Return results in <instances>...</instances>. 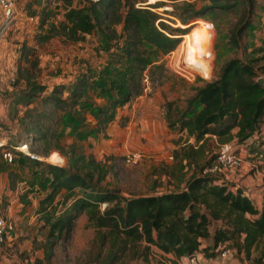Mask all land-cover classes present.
Returning a JSON list of instances; mask_svg holds the SVG:
<instances>
[{
  "label": "rangeland",
  "instance_id": "374dc122",
  "mask_svg": "<svg viewBox=\"0 0 264 264\" xmlns=\"http://www.w3.org/2000/svg\"><path fill=\"white\" fill-rule=\"evenodd\" d=\"M137 1L135 0L134 5ZM185 2L194 11H200L208 4L207 0H161L152 5V11L158 13L160 20L173 29L181 28L184 34L190 30V27L183 28L181 20L172 15L176 13L186 18L185 24H190L191 31L194 30L183 37V34L177 35L180 41L176 48L161 59V67L154 69L152 76L146 77L148 79L144 82L145 90L142 95L155 99L157 108L154 111L158 117L153 118L161 122V125L155 126L154 121H137L139 112L135 113L132 127L135 124L138 135L127 143L121 140V136L119 137L118 128L128 126L130 115L125 112L136 98L117 110L115 119L105 130L85 141H76L72 131L60 122L64 112L62 109L44 103L41 99L42 96L52 94L53 89L58 87L60 89L56 96L68 100L70 86L83 76L89 78L97 76L102 67L109 62L111 52H115L117 43L122 44L123 40L119 39L117 42L115 39L112 40V45L107 50L102 36L94 30L76 42L60 36L40 42L39 34L45 32L50 22L63 21L67 10L87 6L88 3L80 0L19 2L17 17L0 47V141L5 143L3 148L21 146L20 151L24 154H15L12 162L8 163L3 159L0 149V213L4 214L7 221L6 236L0 245V264H137L145 261V251L142 248L144 243L136 249L131 250L130 247L122 251L118 259L112 260L108 243L102 242L101 232L106 230L103 228L99 231L90 225L85 214L76 218L69 232L64 230L61 235L57 233L50 235V227L45 217L54 220L61 216L70 208L74 197L66 200L64 192H60L52 203L44 206L45 210L40 209L39 200L49 193L50 177L45 163L66 166L72 143L76 144V152L91 155L96 161L108 167L106 177L97 182L95 176L93 183L102 190L115 191L123 198L164 193L173 190L180 182L179 176L186 169L183 167L179 171L180 164L175 157V151L180 150L181 145L186 142L194 143V139H187L185 132L180 131L176 120L178 114L187 108V101L194 95L193 88L217 79L228 60L248 59L252 49L264 42V0H256L253 13L248 15L245 14L246 7L238 5L226 12L205 11L203 15L197 16L194 11L186 12L182 9ZM30 16L36 17L30 20L27 18ZM43 16L47 17V20L41 29ZM244 17H248V22L255 27L245 28L238 46H231L229 44L231 31L241 26ZM200 24L208 28H197ZM114 27L118 34L123 33L122 24ZM184 38L186 41L182 44ZM190 46L193 53L194 47L201 50L203 68L200 73L183 71L185 66L182 60L189 59L187 55ZM33 60L37 62L36 67L32 66ZM149 71L150 69L146 73ZM18 74L23 77L32 75L46 86V90L28 105L17 103V97L25 88L23 79L17 78ZM87 97L97 104H104L103 99L95 97V92L91 88L87 90ZM86 119L87 129L92 128L91 117L86 115ZM35 125L38 126V133L29 130ZM44 130L49 135L47 134L44 139H38ZM51 132L53 136L50 135ZM262 138L261 135L259 141H262ZM208 145L210 152L205 153L204 161H207L218 148L215 141H210ZM250 146V144L245 146V143L236 144V152L242 158L241 166L220 172L224 176L238 175L246 171L245 177H248L246 190L252 186H264L262 158L264 145L260 149L263 152L262 157L258 159L251 157ZM28 147L33 153L41 155L44 163L36 165L27 159L25 153L26 150L29 153ZM56 147L61 148L67 156L64 158ZM46 149L47 154L44 152ZM51 151L58 153L48 157ZM127 152L140 153V160L135 164L125 163L124 154ZM75 194L78 195L77 190ZM104 207L105 204L100 205L101 210ZM217 225H220V222H213L210 225L211 232ZM210 244L211 240H202V246ZM226 244L229 249L227 257L231 254L238 264H252L253 258L264 254V239L255 250H252L250 258L247 259L237 248L230 250L233 247L232 241ZM47 249L50 250L48 257ZM146 255L148 264H173L172 262H176L177 259L173 254L160 253L153 246ZM216 258H221L219 253ZM261 264H264V260Z\"/></svg>",
  "mask_w": 264,
  "mask_h": 264
},
{
  "label": "trees",
  "instance_id": "16d2710c",
  "mask_svg": "<svg viewBox=\"0 0 264 264\" xmlns=\"http://www.w3.org/2000/svg\"><path fill=\"white\" fill-rule=\"evenodd\" d=\"M207 1L208 4L200 11H194L186 2L182 9L201 16L205 11L226 12L244 5L245 14L248 15L253 13L256 6V0ZM134 2H87V6L67 10L63 21L50 22L45 32L39 34L40 42H46L54 36L76 42L97 30L107 50L112 40H123L122 44L117 43L109 62L97 76H83L70 86L68 100L56 96L60 89L58 87L53 89L52 94L41 98L44 103L64 111L60 122L72 131L76 141L96 137L115 119L120 107L141 96L145 90L144 82L148 79L146 77L152 76L153 70L161 67V59L179 43L180 37L177 35L183 34V37L191 31V25L185 24L186 18L180 14L172 13L181 20L183 28L190 27L185 34L181 28L173 29L165 24L158 13L148 8H136ZM46 20L45 16L41 18V29L46 25ZM241 21V26L231 31V46H238L245 28L255 27L248 22V17ZM119 24H122L121 34L114 27ZM197 28L208 27L200 24ZM31 63L36 67L37 62L33 60ZM148 69L150 71L147 74ZM26 72L29 73L28 70ZM17 78H22L25 83L17 103L28 105L46 90V86L32 75L23 77L18 74ZM258 78H262V84L258 83ZM89 88L95 92L96 98L104 100V104H97L87 97ZM193 89L195 93L187 101V108L178 112L176 120L187 139H194V143L186 142L180 150L175 151L180 164L179 171L183 167L186 169L180 174V182L176 187L160 194L131 198H123L115 191L102 190L93 183V179L96 176L97 182L103 180L108 167L91 155L76 152V144L72 143L66 166L45 163L50 177L49 193L40 198V209L45 210L44 206L52 203L60 192H64L66 200L74 197L70 208L61 216L54 220L45 217L50 235H61L64 230L69 232L76 218L85 214L90 225L99 231L103 228L106 230L101 232V237L102 242L108 243L112 260L118 259L122 251L130 247L131 250L136 249L142 243L145 261L137 264H148L146 252L151 246L160 253L173 254L176 258L202 254L203 257L207 256L204 259L210 260L216 259L217 254L220 256L224 250L229 251L226 243L230 241L233 244L230 250L237 248L246 259L250 258L252 250L264 239V191L259 207L242 188L227 182L220 172L203 174L202 171L216 156L215 152L207 161L203 160L205 153L210 152V141H215L217 146L227 142H236L238 145L245 143L246 146L247 141L251 140V157H262L260 149L264 139L259 141V133L264 119V42L252 49L248 59L228 60L217 79ZM86 115L91 117L92 128L87 129ZM37 128L35 125L29 130L38 133ZM46 132L44 130L38 139L49 135ZM50 135L53 136V132ZM55 149L63 157L67 156L61 148ZM28 150L29 154L42 158L29 147ZM44 152L47 154L48 150ZM54 153L58 152L51 151L48 157ZM25 157L36 165L44 163ZM76 190L78 195L75 194ZM101 204H105L103 210L100 209ZM213 222H220V225L211 232L209 227ZM207 239L211 240V244L202 246V240ZM49 255L50 250L47 249V257ZM263 260L264 254H261L253 258L252 264H261ZM172 263L177 264L175 261Z\"/></svg>",
  "mask_w": 264,
  "mask_h": 264
},
{
  "label": "built area",
  "instance_id": "2783aa9c",
  "mask_svg": "<svg viewBox=\"0 0 264 264\" xmlns=\"http://www.w3.org/2000/svg\"><path fill=\"white\" fill-rule=\"evenodd\" d=\"M63 1H77V0H63ZM87 2H106L108 0H84ZM161 0H138L135 3L136 8H148L153 10L152 5ZM16 1L15 0H0V42L6 36L7 32L11 29V26L16 18ZM33 20L34 17H28ZM4 142L0 141L1 155L3 159L11 163L15 157V154L22 153L18 150L19 145L11 146L10 148H3ZM24 154V153H22ZM26 156L31 159H37L35 156ZM141 158V154L138 152H127L124 154V162L127 164H135ZM242 158L236 152V148L233 142H227L218 146L216 156L211 164L203 169V174L217 173L222 171H229L237 169L241 166ZM7 221L4 214L0 213V245L4 242L6 236ZM227 251L224 250L220 253V257H226ZM186 264H206L202 254H196L192 257L185 258Z\"/></svg>",
  "mask_w": 264,
  "mask_h": 264
},
{
  "label": "crops",
  "instance_id": "0c3cea01",
  "mask_svg": "<svg viewBox=\"0 0 264 264\" xmlns=\"http://www.w3.org/2000/svg\"><path fill=\"white\" fill-rule=\"evenodd\" d=\"M16 1V10H17V5L19 4L20 1L22 0H15ZM18 13V10H17ZM17 17V16H16ZM34 17V16H32ZM36 17V16H35ZM34 17V18H35ZM28 18V17H27ZM3 45V39L0 42V47ZM124 108V107H123ZM157 108L156 104H155V99L154 98H150L147 95H141L140 97L136 98L134 103L131 104V107L128 109V111H126L125 113H127L128 115H130V122L128 124L127 127L124 128H118L119 130V137L121 136V140L125 143L128 142V140H134L137 137V129L135 128V124L132 127V123H133V116L135 117V113L139 112V116L136 117V120L140 122L143 121H148V122H153L154 121V125L156 126L158 124V126H160L161 122L157 121V119H154L153 117L157 118V114L154 111ZM136 121V122H137ZM160 124V125H159ZM115 135V134H113ZM259 135L263 136L262 139H264V119H263V126L260 130ZM115 137V136H114ZM251 140L247 141V144L250 143ZM27 154V153H25ZM242 171V170H240ZM247 174L246 171H242L240 174L236 175V174H230V175H224V179L227 182H230L232 184H234L237 187H240L243 189V191L245 193H247L251 199H253L256 203V205H258L259 207L261 206L262 203V193L264 191V186L262 187H257V186H252L251 189H247L245 187L247 186L248 183V177H245V175ZM256 184H258V182H256ZM206 260V259H205ZM176 263L177 264H186V259L181 257V258H177L176 259ZM206 264H238L236 262V260L232 257V255L230 254V256H226L220 259H210V260H206L205 261Z\"/></svg>",
  "mask_w": 264,
  "mask_h": 264
},
{
  "label": "bare ground",
  "instance_id": "6f19581e",
  "mask_svg": "<svg viewBox=\"0 0 264 264\" xmlns=\"http://www.w3.org/2000/svg\"><path fill=\"white\" fill-rule=\"evenodd\" d=\"M187 38V37H186ZM186 38H184V41L182 44L185 43ZM181 44V45H182ZM188 47V46H187ZM194 53L192 51L191 46L188 48L189 53L187 55V57L189 58L188 60H182V62L184 63L183 66H185V68L183 69V71L185 72H192V73H200L202 71L203 68V58H202V53L200 54L201 50H198L197 47H194ZM196 55V56H195ZM186 57V58H187ZM189 75V73L187 74ZM22 145V144H20ZM21 146H19L18 150H20ZM27 154L29 156H35L37 159L41 160V158L35 154H29L28 151L26 150Z\"/></svg>",
  "mask_w": 264,
  "mask_h": 264
},
{
  "label": "water",
  "instance_id": "95a60500",
  "mask_svg": "<svg viewBox=\"0 0 264 264\" xmlns=\"http://www.w3.org/2000/svg\"><path fill=\"white\" fill-rule=\"evenodd\" d=\"M258 83L262 84V78H258Z\"/></svg>",
  "mask_w": 264,
  "mask_h": 264
}]
</instances>
